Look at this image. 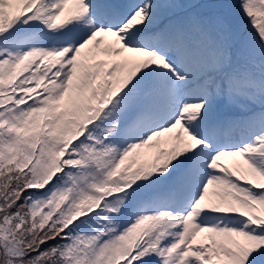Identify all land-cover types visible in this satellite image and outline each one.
Listing matches in <instances>:
<instances>
[{
    "label": "snow or ice",
    "instance_id": "1",
    "mask_svg": "<svg viewBox=\"0 0 264 264\" xmlns=\"http://www.w3.org/2000/svg\"><path fill=\"white\" fill-rule=\"evenodd\" d=\"M233 7L0 0V264H264V0Z\"/></svg>",
    "mask_w": 264,
    "mask_h": 264
},
{
    "label": "rangeland",
    "instance_id": "2",
    "mask_svg": "<svg viewBox=\"0 0 264 264\" xmlns=\"http://www.w3.org/2000/svg\"><path fill=\"white\" fill-rule=\"evenodd\" d=\"M178 2L196 3V4H200V5L218 4V3H222V2L231 3L232 5H234V7L231 9L230 20L234 24H239L241 26L247 25V21L243 18V14L240 13V10H239V0H178ZM199 10H201V11H220L218 9H207V8H201ZM219 113L221 116H223L225 118H228L230 116L235 115V113H233L231 110L227 109L224 106H221L219 108Z\"/></svg>",
    "mask_w": 264,
    "mask_h": 264
}]
</instances>
